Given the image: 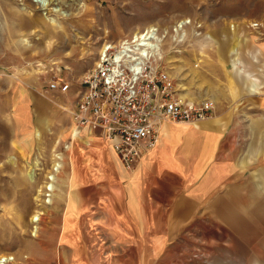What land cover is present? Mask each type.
Segmentation results:
<instances>
[{"label": "rangeland", "instance_id": "374dc122", "mask_svg": "<svg viewBox=\"0 0 264 264\" xmlns=\"http://www.w3.org/2000/svg\"><path fill=\"white\" fill-rule=\"evenodd\" d=\"M262 15L264 0H0V258L64 264L56 201L34 228L37 191L53 152L69 139L76 93L102 46L154 25L168 31L167 60L178 93L191 101L212 98L216 109L207 120L230 117L227 153L245 185L236 196L233 186L224 187L220 200L205 207L178 239L175 264H264L263 56L252 61ZM183 19L192 20L188 39L176 43L172 30ZM235 47L247 70L261 79L259 93L248 92L247 82L231 71ZM56 73L71 83L69 93L47 88ZM35 158L40 167L31 177ZM68 181L67 165L58 198Z\"/></svg>", "mask_w": 264, "mask_h": 264}, {"label": "crops", "instance_id": "0c3cea01", "mask_svg": "<svg viewBox=\"0 0 264 264\" xmlns=\"http://www.w3.org/2000/svg\"><path fill=\"white\" fill-rule=\"evenodd\" d=\"M257 21L260 40L253 63L258 55L264 60V15ZM231 54V71L247 82L248 92L259 93L262 81L247 70L239 48ZM229 119L168 123L158 146L134 170L98 137L89 138L87 146L77 144L67 164V192L56 198L64 264H175L178 239L205 207L220 200L224 187L233 186L234 196L245 187L227 153Z\"/></svg>", "mask_w": 264, "mask_h": 264}, {"label": "built area", "instance_id": "2783aa9c", "mask_svg": "<svg viewBox=\"0 0 264 264\" xmlns=\"http://www.w3.org/2000/svg\"><path fill=\"white\" fill-rule=\"evenodd\" d=\"M191 25L190 19L177 23L173 41L186 43ZM196 28L200 30L202 24ZM167 38L168 31L153 25L102 46L95 67L76 93L69 139L53 152L51 167L37 191L34 228L38 229L45 209L55 204L61 175L77 144L87 146L89 138L98 137L116 151L126 169L134 170L158 146L165 123L194 125L213 116L212 98L191 101L178 93L167 60ZM46 86L62 94L71 90V83L57 73Z\"/></svg>", "mask_w": 264, "mask_h": 264}, {"label": "bare ground", "instance_id": "6f19581e", "mask_svg": "<svg viewBox=\"0 0 264 264\" xmlns=\"http://www.w3.org/2000/svg\"><path fill=\"white\" fill-rule=\"evenodd\" d=\"M178 23V22H177ZM252 24V23H251ZM150 26H153V25H150ZM197 35H199V36H201L202 35V33H200V32H198L197 33ZM209 38V37H208ZM184 97V96H183ZM63 109H65V110H67V111H69V109L70 108H68V107H65V106H63V105H60ZM71 111V110H70ZM168 123H175V122H167V123H165V125L163 126V129H162V133H161V137H162V135H163V132H164V130H165V128H166V125L168 124ZM176 124H183V125H191V124H189V123H176ZM161 137H160V139H161ZM160 141V140H159ZM29 166H30V168L28 169V171H27V175H29V176H31V177H33V173H32V171H34V170H36V169H38V167H40V161L38 160V159H34L33 161H31L30 163H29ZM31 221V220H30ZM15 260V258L14 257H6L5 255L4 256H1V258H0V264H10L12 261H14Z\"/></svg>", "mask_w": 264, "mask_h": 264}]
</instances>
